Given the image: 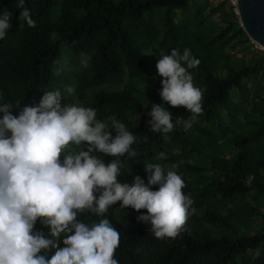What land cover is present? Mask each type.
<instances>
[{
  "label": "trees",
  "instance_id": "obj_1",
  "mask_svg": "<svg viewBox=\"0 0 264 264\" xmlns=\"http://www.w3.org/2000/svg\"><path fill=\"white\" fill-rule=\"evenodd\" d=\"M192 1L199 3L194 21L181 18ZM210 1L26 0L36 21L29 27L17 19L18 0H0V11L13 16L12 29L0 41V103L20 101L13 115L64 81L54 72L61 50L75 57L84 53L88 60L76 77L77 98L95 108L99 119L115 115L137 137L133 148L140 154L127 160L120 179L131 183L136 174L147 183V165L183 161L178 174L195 209L186 230L175 240H157L151 225L138 221L141 213L118 203L107 218L121 234L119 264H264V53L252 43L250 59L231 53L240 37L250 40L228 21L210 33L211 55L203 57L205 30L217 10L208 9ZM185 48L201 61L190 72L204 90V112L190 128L177 127L165 137L146 126L151 104L163 103L161 81L151 92L141 89L152 81L146 55ZM103 85L122 87L108 91ZM169 110L174 118L190 116L184 108ZM219 143L230 150L219 149L217 160H209L207 146ZM249 175L255 176L251 186L245 183ZM80 219L98 220L90 213ZM36 229L49 231L39 222Z\"/></svg>",
  "mask_w": 264,
  "mask_h": 264
},
{
  "label": "clouds",
  "instance_id": "obj_2",
  "mask_svg": "<svg viewBox=\"0 0 264 264\" xmlns=\"http://www.w3.org/2000/svg\"><path fill=\"white\" fill-rule=\"evenodd\" d=\"M25 2H17V19L35 27ZM12 18L7 9L0 11V41L12 29ZM200 63L188 48L159 54L163 103L151 104V132L166 137L203 114L204 90L190 72ZM75 92L70 85L45 91L38 104L24 105L18 115L12 109L20 101L0 103V264H119L121 234L107 218L110 208L119 203L141 213L138 221L150 224L157 240L181 237L195 212L178 174L183 161L147 165V183L136 174L131 183L120 179L127 160L140 154L133 148L137 137L115 115L99 119L93 107L64 102ZM165 105L190 116L174 118ZM254 180L249 175L245 183ZM85 213L98 220L84 222ZM37 222L47 234L36 229Z\"/></svg>",
  "mask_w": 264,
  "mask_h": 264
},
{
  "label": "rangeland",
  "instance_id": "obj_3",
  "mask_svg": "<svg viewBox=\"0 0 264 264\" xmlns=\"http://www.w3.org/2000/svg\"><path fill=\"white\" fill-rule=\"evenodd\" d=\"M223 1H226V4L224 5L223 10L222 11L216 10L215 15L210 16L209 18L211 21V24L209 25V27L206 28L205 37L203 39V43L205 44V47L200 52V54L203 57H209L211 55L210 45H211V41L213 40H212V37L210 36V33H212L215 28L224 26V24H226L225 22H228V21L235 23V25L233 26L234 31H238V29L240 28L237 15L233 11V9L229 6L228 1L227 0H223ZM201 5L204 6V3L201 2ZM212 6L216 8L217 6H220V5L217 0H211L208 9H210ZM197 7H199V3L192 1L190 3L189 12L183 13L181 15V18H187L191 21H194V17H195L194 15H195ZM158 14H160L162 18L164 17L163 10H159ZM238 41L239 43L236 44V46H233V48L230 50L231 53H234L235 56L239 58L242 56H245L246 59H250L251 53L253 52L252 50L254 48L253 47L254 45L251 46L250 45L251 41L250 43L245 42V40L241 37H240V40ZM159 54H170V53L159 52L156 49H152L149 52H147L146 56H147V60L149 63V70L152 75V81L149 85H147V87L141 86L142 90L144 87H146L145 92H151L155 84H158L161 81V77L158 76L157 69H156V63L159 59ZM83 60H86V61L88 60V56L84 53H80L77 57H75V56H72L71 54H68L64 50H61V54L59 58L57 59L56 64L54 66V72L56 74H61L65 79L62 83L57 84L56 88H60V90L62 91V89L65 86H69V85L73 87L76 86V77L79 74V72L82 70V68L86 65L85 63H82ZM260 75H261L260 77H263L264 79V73L262 72ZM121 87L122 85H117V86L103 85V89L108 90V91L116 90ZM92 92L93 91H89L87 95H89ZM70 97L72 98L71 103L75 102V103L81 104V101L77 98L76 94ZM226 121H229V119L227 118ZM190 140L192 141V137L190 138ZM207 147L208 149L205 154L209 157L208 158L209 160H214V161L217 160V151L219 149L224 150V151L230 150V146L226 143H219V144H215L212 147L211 146H207Z\"/></svg>",
  "mask_w": 264,
  "mask_h": 264
},
{
  "label": "water",
  "instance_id": "obj_4",
  "mask_svg": "<svg viewBox=\"0 0 264 264\" xmlns=\"http://www.w3.org/2000/svg\"><path fill=\"white\" fill-rule=\"evenodd\" d=\"M236 15L248 39L264 49V0H237Z\"/></svg>",
  "mask_w": 264,
  "mask_h": 264
},
{
  "label": "built area",
  "instance_id": "obj_5",
  "mask_svg": "<svg viewBox=\"0 0 264 264\" xmlns=\"http://www.w3.org/2000/svg\"><path fill=\"white\" fill-rule=\"evenodd\" d=\"M227 1H228L229 6L233 9V11H234L235 14H236V3L233 4L232 0H227ZM251 43L255 46V48H257V49L263 51V53H264V49H263L262 47H260V46L257 45L256 43H253L252 41H251Z\"/></svg>",
  "mask_w": 264,
  "mask_h": 264
},
{
  "label": "crops",
  "instance_id": "obj_6",
  "mask_svg": "<svg viewBox=\"0 0 264 264\" xmlns=\"http://www.w3.org/2000/svg\"><path fill=\"white\" fill-rule=\"evenodd\" d=\"M218 1V3H219V5L220 6H217L216 8H217V10H223V8H224V6H221L222 5V3L224 2L223 0H217Z\"/></svg>",
  "mask_w": 264,
  "mask_h": 264
}]
</instances>
